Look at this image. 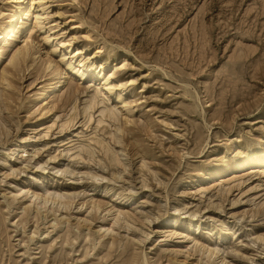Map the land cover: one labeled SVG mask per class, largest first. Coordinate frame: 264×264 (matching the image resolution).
<instances>
[{
	"label": "rangeland",
	"instance_id": "1",
	"mask_svg": "<svg viewBox=\"0 0 264 264\" xmlns=\"http://www.w3.org/2000/svg\"><path fill=\"white\" fill-rule=\"evenodd\" d=\"M43 1L37 60L0 62V264H264V166L234 167L264 151V0Z\"/></svg>",
	"mask_w": 264,
	"mask_h": 264
},
{
	"label": "bare ground",
	"instance_id": "2",
	"mask_svg": "<svg viewBox=\"0 0 264 264\" xmlns=\"http://www.w3.org/2000/svg\"><path fill=\"white\" fill-rule=\"evenodd\" d=\"M13 4L15 6H18V10L16 12V14L12 17H9V20L7 21V25H5L2 30L0 31V62L3 60H9V66L12 68V70L14 72H21L22 71V65L26 64L28 62V60L30 61L29 58H31L33 55H35V53L32 52V49H35L36 44L33 45V41L31 39L30 34L28 33V21L26 18V15H28L29 13V8L28 5L31 4H35L36 8L38 9V12L43 11L42 14H45L46 12V8H45V2L43 0H12ZM12 11V9L10 10ZM8 16L4 19H7ZM39 16L36 15L35 16V26L36 27H40L41 26V22H39ZM42 28V27H40ZM18 40L19 44H22L21 47H18L15 51H13V46L12 43L14 40ZM47 42L49 41V39H45ZM3 46V47H2ZM56 46H61L62 48H65L64 44H62L61 42H58L56 44ZM69 51L70 47H66ZM78 54L82 55L84 54V49H77ZM34 57V56H33ZM32 60V59H31ZM35 60H37L35 57L33 58V63L35 62ZM64 58L61 59V62H63ZM31 62V61H30ZM45 64L47 65L46 69H49L50 66L52 65V61L46 60ZM84 68V64H82V62H79L78 65L74 66V64L72 63H67V73H74V74H78V77L80 78V80H85L86 78L90 77V76H94L93 73L91 72L90 68H85L83 71L80 72V69ZM53 72H57L56 69L53 70ZM62 71H58L57 75H61ZM110 78H112V76H110ZM72 84V83H71ZM71 89V88H70ZM108 90H111V88H107ZM62 86H61V82L57 83L56 85H54L53 87H51L50 89L45 90L42 94L41 97L43 99L49 97V94L52 92L53 94L56 93H60L62 92ZM94 100V97H93ZM256 164L257 166H264V151H260L257 154H250V155H246L238 160H236V162L234 163V167L238 168V169H243L244 167L250 165V164ZM25 193L24 191L20 190L19 194L17 195H21ZM25 197H28V195H30L29 197L31 198V200H34L35 202L37 200H40L41 197H39L38 195L34 194L33 192H30V190H28L25 194ZM48 199L45 200V202H47ZM94 205V204H92ZM95 206V205H94ZM192 242L196 243L197 245V241L192 239ZM201 245V244H200ZM197 247V246H196ZM199 247V246H198ZM203 249H202V248ZM201 250L204 251V253H207L210 256H216L217 251L214 248H210V247H205L201 245ZM222 261V260H221ZM143 264H148V261L146 258L143 257Z\"/></svg>",
	"mask_w": 264,
	"mask_h": 264
}]
</instances>
